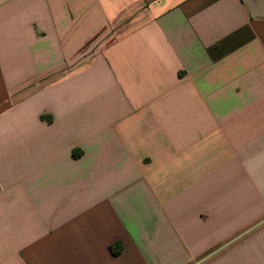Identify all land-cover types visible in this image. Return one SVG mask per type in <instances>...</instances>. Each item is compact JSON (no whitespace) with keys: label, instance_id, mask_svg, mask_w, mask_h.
Listing matches in <instances>:
<instances>
[{"label":"crops","instance_id":"1","mask_svg":"<svg viewBox=\"0 0 264 264\" xmlns=\"http://www.w3.org/2000/svg\"><path fill=\"white\" fill-rule=\"evenodd\" d=\"M0 264H264V0H0Z\"/></svg>","mask_w":264,"mask_h":264},{"label":"trees","instance_id":"2","mask_svg":"<svg viewBox=\"0 0 264 264\" xmlns=\"http://www.w3.org/2000/svg\"><path fill=\"white\" fill-rule=\"evenodd\" d=\"M111 250L114 253V255L118 256L122 252V247L121 245H113L111 246Z\"/></svg>","mask_w":264,"mask_h":264}]
</instances>
